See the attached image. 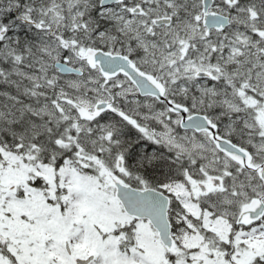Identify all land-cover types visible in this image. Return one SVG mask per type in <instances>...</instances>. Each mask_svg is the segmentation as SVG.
Masks as SVG:
<instances>
[{
    "label": "snow or ice",
    "instance_id": "6c2138e0",
    "mask_svg": "<svg viewBox=\"0 0 264 264\" xmlns=\"http://www.w3.org/2000/svg\"><path fill=\"white\" fill-rule=\"evenodd\" d=\"M0 264H264V0H0Z\"/></svg>",
    "mask_w": 264,
    "mask_h": 264
}]
</instances>
